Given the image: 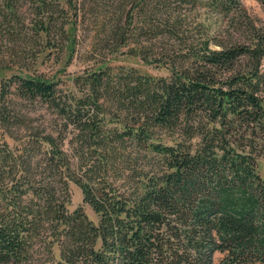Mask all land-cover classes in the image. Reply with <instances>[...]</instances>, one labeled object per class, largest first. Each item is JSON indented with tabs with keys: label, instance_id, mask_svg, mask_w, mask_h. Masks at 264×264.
<instances>
[{
	"label": "trees",
	"instance_id": "obj_1",
	"mask_svg": "<svg viewBox=\"0 0 264 264\" xmlns=\"http://www.w3.org/2000/svg\"><path fill=\"white\" fill-rule=\"evenodd\" d=\"M63 1L74 13L65 25L95 26L102 54L139 57L169 77L107 66L67 93L36 76L2 81V99L39 100L55 122L22 136L15 110L0 109L16 143H0V264H215L218 254L264 264V36L254 50H213L189 44L176 14L201 1L229 16L244 0H35L47 14L38 34L51 33ZM5 8L12 23L15 2ZM244 56L249 73L218 76ZM71 183L97 222L83 206L70 212Z\"/></svg>",
	"mask_w": 264,
	"mask_h": 264
},
{
	"label": "rangeland",
	"instance_id": "obj_2",
	"mask_svg": "<svg viewBox=\"0 0 264 264\" xmlns=\"http://www.w3.org/2000/svg\"><path fill=\"white\" fill-rule=\"evenodd\" d=\"M0 0V10H6V2ZM17 7V18L12 23H7L0 17V109L15 110V114L24 122V126L17 128L24 136L27 128L43 130L55 122L51 110L41 101L29 102L7 94L2 99V81L15 75L36 76L59 84L63 93L74 90V79L93 70L105 67H132L141 74L155 78L169 77V71L164 67L144 63L139 57L115 54H102L98 49L95 26L87 23L81 24L77 31L68 20L74 19L73 10L63 3L65 13H54L53 28L49 35L37 33L39 25L47 23L45 10L35 0H10ZM183 21L184 30L187 32L189 44L207 42L213 50L233 46H245L252 50L257 48L259 36H264V1L244 0L242 9L238 13L225 16L219 14L205 2L196 5L186 4L177 12ZM51 16V15H49ZM253 61L249 56L241 58L231 73H220L221 79L240 72L249 73ZM260 71L264 73V58L261 61ZM220 78V77H219ZM16 128V127H15ZM71 139V137H68ZM6 141L11 147L15 141L5 133L0 122V143ZM66 144V143H65ZM71 145H65L70 151ZM71 153V151H70ZM258 173L264 178V157L257 165ZM71 200L68 204L70 212L83 206L90 219L97 222L96 215L91 208L83 204V196L79 187L70 184ZM57 257L59 252L56 251ZM48 257L36 259L30 264H51L45 262ZM223 256L215 257V264H221Z\"/></svg>",
	"mask_w": 264,
	"mask_h": 264
}]
</instances>
